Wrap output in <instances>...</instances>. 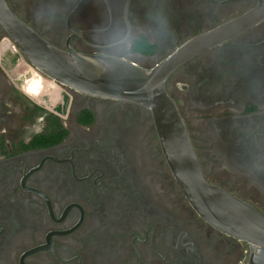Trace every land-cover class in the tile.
<instances>
[{
  "label": "flooded vegetation",
  "instance_id": "obj_1",
  "mask_svg": "<svg viewBox=\"0 0 264 264\" xmlns=\"http://www.w3.org/2000/svg\"><path fill=\"white\" fill-rule=\"evenodd\" d=\"M5 2L50 44L97 55L93 29L125 0H59L51 27L47 16L34 19L50 0ZM127 2L142 21L155 8L170 19L169 38L124 59L150 69L259 0ZM33 71L0 25V264H246L249 245L207 223L184 196L149 109L41 74L32 92ZM166 88L208 182L264 215V176L254 183L252 173L264 145V20L184 62ZM60 90L68 97L54 103Z\"/></svg>",
  "mask_w": 264,
  "mask_h": 264
},
{
  "label": "water",
  "instance_id": "obj_2",
  "mask_svg": "<svg viewBox=\"0 0 264 264\" xmlns=\"http://www.w3.org/2000/svg\"><path fill=\"white\" fill-rule=\"evenodd\" d=\"M262 20L264 0H259L255 8L193 37L147 69L126 60L102 62L97 55L60 49L0 0V25L41 75L80 94L135 103L150 110L166 162L184 196L207 223L249 245L246 264H264V215L205 178L166 81L184 62Z\"/></svg>",
  "mask_w": 264,
  "mask_h": 264
},
{
  "label": "clouds",
  "instance_id": "obj_3",
  "mask_svg": "<svg viewBox=\"0 0 264 264\" xmlns=\"http://www.w3.org/2000/svg\"><path fill=\"white\" fill-rule=\"evenodd\" d=\"M51 9L37 10L34 19L40 23L47 16L48 27L60 18L59 0H50ZM170 19L163 8L149 9L142 21L131 10L127 0L119 10L118 16L109 23L93 29V47L97 58L108 60L136 59L140 49L146 44L159 46L172 35ZM103 66H107L104 64ZM253 182L264 176V145L258 149V160L252 164Z\"/></svg>",
  "mask_w": 264,
  "mask_h": 264
},
{
  "label": "rangeland",
  "instance_id": "obj_4",
  "mask_svg": "<svg viewBox=\"0 0 264 264\" xmlns=\"http://www.w3.org/2000/svg\"><path fill=\"white\" fill-rule=\"evenodd\" d=\"M13 49V48H12ZM12 52L14 53V49L12 50ZM22 57L19 55V54H17L16 55V57H15V61H17L18 62V60H19V66H20V64H22V62H23V60L21 59ZM14 64H15V62H14ZM19 66H17L16 67V72L18 73V74H21L22 72L21 71H23V69H19L18 67ZM21 72V73H20ZM27 75H31V76H33L34 74H28V73H26ZM23 78V77H22ZM23 80H24V78H23ZM25 81V80H24ZM56 85L54 84V87H55ZM53 95H55V96H52L53 98H52V100H53V102L55 103L56 101H60V99H61V97H62V95H64L66 98L68 97L67 96V94H66V92H64V90L63 91H59L58 93H56V94H53Z\"/></svg>",
  "mask_w": 264,
  "mask_h": 264
},
{
  "label": "bare ground",
  "instance_id": "obj_5",
  "mask_svg": "<svg viewBox=\"0 0 264 264\" xmlns=\"http://www.w3.org/2000/svg\"><path fill=\"white\" fill-rule=\"evenodd\" d=\"M39 82L37 80L33 81L30 85H29V89L32 92H37L39 90Z\"/></svg>",
  "mask_w": 264,
  "mask_h": 264
},
{
  "label": "trees",
  "instance_id": "obj_6",
  "mask_svg": "<svg viewBox=\"0 0 264 264\" xmlns=\"http://www.w3.org/2000/svg\"><path fill=\"white\" fill-rule=\"evenodd\" d=\"M32 74H34L33 76H26L27 77V79H29V81L30 82H33V81H35V79L40 75V73L39 72H36V71H33V73ZM26 77H23L24 78V80L26 79ZM44 81H45V79H44Z\"/></svg>",
  "mask_w": 264,
  "mask_h": 264
}]
</instances>
